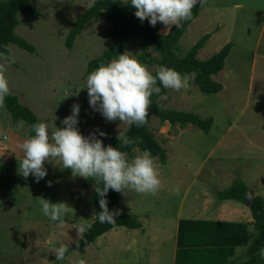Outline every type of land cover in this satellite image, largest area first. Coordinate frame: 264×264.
<instances>
[{
    "label": "rangeland",
    "instance_id": "1",
    "mask_svg": "<svg viewBox=\"0 0 264 264\" xmlns=\"http://www.w3.org/2000/svg\"><path fill=\"white\" fill-rule=\"evenodd\" d=\"M29 4L38 15L19 13L14 33L31 44L34 52L28 53L9 44L8 51L15 63L0 61V75L7 79L9 93L17 96L19 103L29 108L49 130L61 127L60 119L69 114L72 103H78L81 134L88 135L98 128L106 133L101 138L102 143L109 145L110 138L122 135L128 125L120 124L119 120L106 121L89 108L86 90L69 95L70 88L83 86L87 62L110 45L109 23L102 17L89 21L68 49L65 38L70 26L90 5V0H29ZM200 5L201 12L178 41L177 53L183 55L205 34L209 38L196 55L199 60L207 59L231 43L224 68L214 77L224 86V90L217 93L222 95L202 94L190 80L186 89H166L159 103L163 108L192 111L201 118L212 117L218 129L203 133L190 127L191 132L181 131L176 140L179 132L176 128L167 123L160 125L156 117H151L149 128L166 156L163 165L154 160L160 186L155 194L119 192L120 211L146 206L156 210L158 215L163 214L167 192L177 194L181 187H184L182 191L189 187L188 195L194 192L198 195L202 187H210L203 192V198L196 200L209 204L214 200L212 186L222 188L240 179L264 198V0H203ZM154 27L166 34L171 26L165 29L157 22ZM149 48L151 50H143L138 38H129L122 53L135 55L152 73L155 64L149 65L140 58L141 54H148L158 59V54ZM66 95L69 96L62 98ZM27 137V126L21 121L13 122L0 102V264H91L85 257L96 250H101L98 264H134L132 256L143 254L147 245L159 247L155 245L160 244V239L154 240L149 233L141 236L134 230L114 228L97 237L82 253L75 249L78 251L75 255L73 249L70 257L64 255L62 261H55L57 247L61 244L69 247L81 236L72 224L93 220L92 188L85 184V178L73 175L70 169H61L58 161L44 162L47 175L39 182L31 175L20 176L17 168L22 152L18 144ZM132 154L127 159L131 160L139 152L133 150ZM203 159L201 167L211 164L210 169H216L219 175L193 177ZM169 170H173L171 174ZM181 170L183 175H178ZM45 181H52L51 186ZM169 183L173 184L171 189ZM198 185L199 191L194 189ZM40 197L68 205L65 223L51 222L42 214ZM175 204V200L169 202V214ZM157 222L168 223L166 219ZM166 231L158 235L166 236ZM143 236L151 238L150 243ZM152 253L155 257L156 249ZM130 258L132 262L126 263Z\"/></svg>",
    "mask_w": 264,
    "mask_h": 264
},
{
    "label": "clouds",
    "instance_id": "2",
    "mask_svg": "<svg viewBox=\"0 0 264 264\" xmlns=\"http://www.w3.org/2000/svg\"><path fill=\"white\" fill-rule=\"evenodd\" d=\"M203 0H129L134 9L133 15L149 26L160 22L165 29L192 17V9ZM238 7V5H237ZM147 50H151L148 48ZM0 61L5 64L15 63L11 54L0 52ZM195 73L181 74L172 67L160 65L155 74L150 73L135 55L128 52L118 54L115 58L99 64L87 74L82 87L70 88L69 95H78L86 90L89 108L98 112L106 121L119 120L120 124L142 126L148 115V107L153 94H160L161 88L179 91L189 87ZM75 91H72V89ZM9 94L7 79L0 75V101ZM66 95L62 98H65ZM61 98V99H62ZM80 105H70L69 114L60 119L61 127L49 130L44 122L31 125L32 135L18 144L22 158L18 161L17 172L27 178L32 176L39 182L47 175L44 162L58 161L61 169H70L71 173L94 181V191L98 197L99 212L92 217L101 224H113L119 209H109L106 194L109 189L124 194L130 191L137 194H155L160 186L158 171L154 165L155 158L148 149L142 150L131 160L119 147L105 145L102 137L106 133L95 129L83 135L78 129ZM6 139V137H5ZM119 144L130 145L133 140L125 135L117 137ZM54 163V162H53ZM56 164V163H55ZM51 186L52 181H45ZM40 211L54 223H65L68 205L64 202H50L40 197ZM77 234L85 233L91 224H72ZM68 247L61 244L54 251L55 261H62ZM259 258L264 260V246L258 249Z\"/></svg>",
    "mask_w": 264,
    "mask_h": 264
},
{
    "label": "trees",
    "instance_id": "3",
    "mask_svg": "<svg viewBox=\"0 0 264 264\" xmlns=\"http://www.w3.org/2000/svg\"><path fill=\"white\" fill-rule=\"evenodd\" d=\"M129 0H90V5L83 10L72 22L70 29L65 38V46L70 49L75 37L81 32L85 24L91 20H96L102 17L103 20L110 25L109 37L111 38L110 45L101 51V53L89 60L86 64L85 74L87 75L99 64L105 63L110 59L121 54L126 47L129 38H138L140 46L143 50L152 47V51L158 54V59L149 57L148 54H141L140 58L147 64H155V69L152 74H155L156 68L160 65H165L174 68L181 74L190 72L195 73V78L191 79L197 89L205 95L217 94L222 90V85L213 80V76L217 75L224 67V60L228 56L232 47L231 43L225 44L216 53L204 60L197 59L198 51L204 46V43L209 38L208 34L199 38L183 55L178 54V41L185 33L189 24L197 17L200 11V4L197 3L192 9V17L189 20L180 22V27L176 28L172 25L166 34L158 32L156 27L149 26L147 19L141 23L138 18L133 15L134 9L128 4ZM28 13L31 16L38 15L37 12L30 6L29 0H0V52L9 54L8 45L13 44L28 53H33L34 48L24 38L17 36L14 29L18 24V14ZM166 93V88H161L160 94H153L150 97L151 103L148 107V115L142 126H128L122 134L133 140L130 145H120L117 137H111L109 145L119 147L121 151L127 154V158L133 156L132 151L137 150L139 153L148 149L151 155L159 164H165L166 156L163 148L154 137L153 131L149 128L151 117H156L159 124L167 123L169 127L183 129L190 125L203 133H207L212 125L213 118H201L198 114L192 111H178L174 109L163 108L159 103L161 98ZM5 110L10 115L13 122L21 121L28 128V136L32 135L31 125L39 122L33 112L26 106L19 103L17 96L10 93L0 101ZM121 136V135H120ZM85 184H90L92 194L90 203L94 207V212H99L97 203L98 197L94 191V181L89 178L85 180ZM248 188L238 180L232 181L231 185L223 191L217 193L219 199H231L240 203L246 202V194ZM109 209H117L119 192L109 189L106 194ZM249 211L252 217V225L255 234L248 244L242 256L248 257L251 263L259 264L260 258L258 249L264 246V198L260 196L253 197L249 202ZM187 222L179 223V233L177 240L176 261L180 264L183 237L181 236L182 228L185 232H198L196 227L184 228L188 226H198L203 234V241H206L204 235H212L216 237L215 244L217 252H221L220 264H222L225 256L232 253L231 240H227L225 230L231 228L230 224H213L207 222H196L186 224ZM91 224V227L83 234L79 240L68 247L65 256L73 249H81L88 247L95 241L97 237L104 235L113 228L124 227L126 229H140V224L135 215L120 212L115 217L113 224H101L95 220L86 223ZM212 228H219L216 233ZM191 229L193 231H191ZM219 241V242H218ZM244 240L235 243H242ZM202 245V244H200ZM215 249H212L215 251Z\"/></svg>",
    "mask_w": 264,
    "mask_h": 264
},
{
    "label": "crops",
    "instance_id": "4",
    "mask_svg": "<svg viewBox=\"0 0 264 264\" xmlns=\"http://www.w3.org/2000/svg\"><path fill=\"white\" fill-rule=\"evenodd\" d=\"M201 8L202 7L200 5L199 12H201ZM215 76H213V80H215L214 78ZM222 90H224L223 85H222ZM217 95H222V94H217ZM190 127L192 126L187 125L183 129L176 128L177 131H179L177 133L176 140L179 137V135L182 133L181 131L185 130L187 132H191L192 128ZM211 128L218 129V125L216 123L213 124L212 122L210 129ZM212 133H210L209 135H211ZM173 142L175 141L173 140ZM218 142L219 141H217L215 146L218 144ZM206 158H208V156ZM205 159H203V161L199 163L200 165H198L199 167H197V169L195 170L193 177H197V175L198 176L202 175L204 178V176L219 175L216 172V169H210L211 164H209L208 167H203V168L201 167L202 163L204 164ZM183 170L185 169L183 168ZM183 170L178 171L177 172L178 175L179 174L183 175ZM172 171L170 172L169 170V174H171ZM207 181H208V178H207ZM241 181L248 188V192L246 194V202L244 203H240L238 201L231 200V199H219L218 198L217 193L228 188L232 183V182H229L228 184H225L222 188H217L216 186H212V189L215 190L214 195H213L214 200L213 202H209V204H207V202L203 203L201 201L199 202L196 201L198 200L197 198L204 197L203 192H205V190L207 191L208 189H210V187H206L204 185L205 189L202 187V190H201L202 192H200L198 195L196 192L192 193L191 195L190 194L188 195L189 187H187L186 190L184 191H182L184 187H181V192L174 194V195L167 192V195L165 196L166 201H167L166 210H165V213L163 214H161L162 212H160L158 215L157 214L158 212L156 210L150 209V207H146V206H142L136 210L134 208H132L131 210H125V209L121 211L119 210L120 212H123L126 214L135 215L137 218V221L140 224V229H126L124 227H118L119 230H123V231H133L134 230L136 232H139L141 236L143 234L147 235V233H149L151 237L152 236L155 237L154 240H156L157 237L160 239V244L155 245L159 247L153 248V246L147 245L146 248H144V250L146 251L143 254H136L135 256H132V257H135L133 261L134 264H177L178 260L176 261V254H177V240H178L180 222H187L186 224L196 223V222H207V223H213V224L233 225L231 228H228V230L227 229L225 230V234L227 237L226 239L227 240L230 239L231 244L234 243L231 248L232 253L227 254V256H225L222 264H255V263H251L250 262L251 260H249L248 257L242 256L241 254L244 252V250L246 249L248 244L251 242V239L253 238L255 234V230L252 225L253 220H252V217L249 211L248 202L253 197L258 196V195L256 191H254L253 189H250L247 186V183L243 179ZM171 185L173 184L169 183V189H171ZM194 189H197L199 191L200 190L199 185L196 186V188ZM121 200L122 199H120L119 197L118 202H117V209H120L122 207V206L120 207ZM152 200H155V199H152ZM174 200L176 202L175 207L173 211L169 214V202L171 203ZM155 204H158L160 206L161 203H158L156 201ZM159 219L161 220L166 219L168 223L167 224H164L162 222L158 223L157 221ZM157 226L159 227L157 228ZM192 227H196L195 229L198 232H185L183 231V228H182L181 236L183 237V241H182L183 244H182L181 251L183 252L181 254L180 264H220V258L222 256H221V252H217L216 251L217 249H215L216 248L215 244H218L216 242V237L210 234L204 235V237L206 238V241L204 242L203 234H201V230L197 228L198 226H188L184 228L189 229ZM212 229H214V231L218 229L216 233L219 232V228H212ZM164 230H167L166 236L160 237L158 235V232L162 235ZM191 231L193 230L191 229ZM143 237H145V239L150 243L151 238L146 237V236H143ZM240 240H244V242L235 243ZM87 249L88 247H85V248L79 249L78 251H81L80 253H82L84 250H87ZM154 249H156L157 251L155 257H154V254L152 253V250ZM212 249H215V251H213ZM78 251L77 250L74 251L75 255H77L76 253H78ZM98 251H101V250H96L89 257H85L86 262L88 260L89 262H91V264H98V260H97L98 255H99ZM68 256L70 257V254ZM123 256L129 258V256H126L124 254ZM128 262H132L131 258L127 259L126 263ZM259 264H264V260L261 259Z\"/></svg>",
    "mask_w": 264,
    "mask_h": 264
},
{
    "label": "water",
    "instance_id": "5",
    "mask_svg": "<svg viewBox=\"0 0 264 264\" xmlns=\"http://www.w3.org/2000/svg\"><path fill=\"white\" fill-rule=\"evenodd\" d=\"M251 198V197H250ZM250 201V200H249Z\"/></svg>",
    "mask_w": 264,
    "mask_h": 264
}]
</instances>
